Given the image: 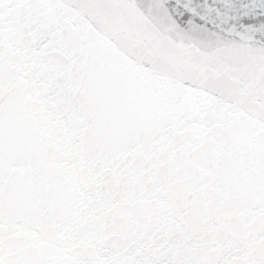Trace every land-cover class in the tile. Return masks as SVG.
I'll list each match as a JSON object with an SVG mask.
<instances>
[{"label": "snow or ice", "instance_id": "1", "mask_svg": "<svg viewBox=\"0 0 264 264\" xmlns=\"http://www.w3.org/2000/svg\"><path fill=\"white\" fill-rule=\"evenodd\" d=\"M0 264H264V0H0Z\"/></svg>", "mask_w": 264, "mask_h": 264}]
</instances>
